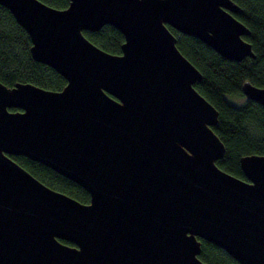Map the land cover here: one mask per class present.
<instances>
[{
	"label": "water",
	"instance_id": "1",
	"mask_svg": "<svg viewBox=\"0 0 264 264\" xmlns=\"http://www.w3.org/2000/svg\"><path fill=\"white\" fill-rule=\"evenodd\" d=\"M69 1L0 0L33 58L67 81L60 91L0 81V264H207L202 241L264 264V155L241 158L246 179L218 166L219 112L169 28L224 58H256L243 10L233 0ZM106 25L124 35L121 54L84 35ZM242 90L264 107V88ZM11 156L72 180L90 202Z\"/></svg>",
	"mask_w": 264,
	"mask_h": 264
},
{
	"label": "trees",
	"instance_id": "2",
	"mask_svg": "<svg viewBox=\"0 0 264 264\" xmlns=\"http://www.w3.org/2000/svg\"><path fill=\"white\" fill-rule=\"evenodd\" d=\"M41 1L58 9H65L70 4L69 0ZM233 1L243 10L242 14H236V18L250 29L245 40L252 44L256 58L247 57L242 61L224 58L198 38L169 28L178 39L180 51L203 75L195 85L196 89L219 112L214 131L225 144L226 153L218 161V166L246 179L241 158L264 155V107L247 99L242 90L245 82L264 88V0ZM84 35L109 53H122L125 37L114 26L84 31ZM31 47L27 31L17 23L8 8L0 5V81L9 87L21 82L48 90H62L67 85L66 79L52 67L36 61ZM11 157L50 188L82 203L90 202V194L83 187L53 169L25 156ZM200 257L207 264H239L226 251L207 241H202Z\"/></svg>",
	"mask_w": 264,
	"mask_h": 264
},
{
	"label": "rangeland",
	"instance_id": "3",
	"mask_svg": "<svg viewBox=\"0 0 264 264\" xmlns=\"http://www.w3.org/2000/svg\"><path fill=\"white\" fill-rule=\"evenodd\" d=\"M232 99V98H231Z\"/></svg>",
	"mask_w": 264,
	"mask_h": 264
}]
</instances>
